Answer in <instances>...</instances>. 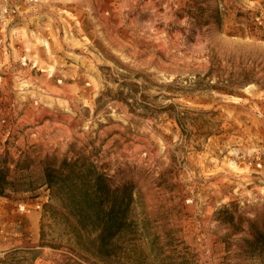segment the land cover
Segmentation results:
<instances>
[{
  "label": "rangeland",
  "instance_id": "374dc122",
  "mask_svg": "<svg viewBox=\"0 0 264 264\" xmlns=\"http://www.w3.org/2000/svg\"><path fill=\"white\" fill-rule=\"evenodd\" d=\"M0 264H264V0H0Z\"/></svg>",
  "mask_w": 264,
  "mask_h": 264
},
{
  "label": "trees",
  "instance_id": "16d2710c",
  "mask_svg": "<svg viewBox=\"0 0 264 264\" xmlns=\"http://www.w3.org/2000/svg\"><path fill=\"white\" fill-rule=\"evenodd\" d=\"M73 173L67 175L61 180L62 187L59 189V204L62 209L60 216L66 221L71 216L76 217V225L73 227L74 236L77 242H81L82 233L90 228L98 232L96 238V254L101 256L112 245L115 233L121 231L125 221V211H120V201L126 200V197H119V191L112 192L106 184V178L102 174L94 171L89 166L83 185L79 189L72 187L74 184ZM53 184V183H51ZM127 197V204L132 200ZM57 211L54 206L49 205Z\"/></svg>",
  "mask_w": 264,
  "mask_h": 264
}]
</instances>
